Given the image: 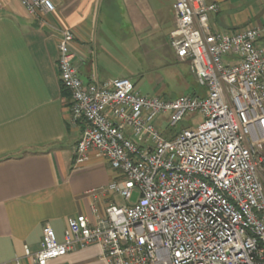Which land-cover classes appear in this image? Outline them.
<instances>
[{"label":"built area","instance_id":"built-area-1","mask_svg":"<svg viewBox=\"0 0 264 264\" xmlns=\"http://www.w3.org/2000/svg\"><path fill=\"white\" fill-rule=\"evenodd\" d=\"M20 1L33 16L55 9L52 0ZM172 8L169 42L204 95H146L126 77L85 82L74 34L60 30L58 79L71 121L84 124L74 163L89 151L104 158L119 179L99 192L123 202H109L103 214L92 203L94 219L69 218L62 240L44 224L39 249L25 245L12 264H60L91 244L106 264H264V25L213 31L218 4L173 0ZM193 114L195 127L163 135Z\"/></svg>","mask_w":264,"mask_h":264},{"label":"crops","instance_id":"crops-1","mask_svg":"<svg viewBox=\"0 0 264 264\" xmlns=\"http://www.w3.org/2000/svg\"><path fill=\"white\" fill-rule=\"evenodd\" d=\"M206 1L219 6L210 16L213 31L264 25V0ZM52 2L53 12L33 16L20 0H0V264H12L25 245L37 251L44 224L62 240L69 218L94 219L92 203L98 214L109 202L122 203L115 193L99 192L119 179L104 158L89 151L74 163L84 124L71 121L70 97L58 79L60 30L74 34L79 77L103 82L113 78L99 63L117 47L170 44L174 27L173 0ZM258 44L264 46V38ZM100 254L91 244L55 263L106 264Z\"/></svg>","mask_w":264,"mask_h":264},{"label":"rangeland","instance_id":"rangeland-1","mask_svg":"<svg viewBox=\"0 0 264 264\" xmlns=\"http://www.w3.org/2000/svg\"><path fill=\"white\" fill-rule=\"evenodd\" d=\"M99 65L110 78H128L142 94L164 98L193 93L205 94V88L196 82L191 72L189 61L179 60L169 43L153 44L149 47H117ZM161 119L157 118V121ZM199 120L198 114L185 116L175 126L163 132V135L167 137L173 131L195 127ZM137 196L138 192L135 190L129 202H135ZM118 199L123 202L120 197Z\"/></svg>","mask_w":264,"mask_h":264},{"label":"trees","instance_id":"trees-1","mask_svg":"<svg viewBox=\"0 0 264 264\" xmlns=\"http://www.w3.org/2000/svg\"><path fill=\"white\" fill-rule=\"evenodd\" d=\"M61 87H62V86H61ZM62 89H63L64 92H67V93H68V91H67L64 87H62Z\"/></svg>","mask_w":264,"mask_h":264}]
</instances>
